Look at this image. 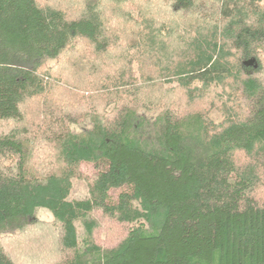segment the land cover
<instances>
[{
    "label": "trees",
    "instance_id": "1",
    "mask_svg": "<svg viewBox=\"0 0 264 264\" xmlns=\"http://www.w3.org/2000/svg\"><path fill=\"white\" fill-rule=\"evenodd\" d=\"M0 264H264V0H0Z\"/></svg>",
    "mask_w": 264,
    "mask_h": 264
},
{
    "label": "rangeland",
    "instance_id": "2",
    "mask_svg": "<svg viewBox=\"0 0 264 264\" xmlns=\"http://www.w3.org/2000/svg\"><path fill=\"white\" fill-rule=\"evenodd\" d=\"M31 118L30 116H28ZM99 168H105L104 163H98ZM80 169L84 175L91 174L95 170V165L92 163L88 162H83L80 166ZM129 186H123L119 189H111L109 191V197H108V202L109 203H114L117 201V197L120 192L122 191H130ZM87 195V183L85 179H74L73 180V188L71 192V197L72 198H83ZM36 215L44 220V221H50L52 220V215L51 213L44 209V208H37L36 210ZM97 234L101 235L102 237H108L111 240H108L112 242V240H116L118 237L116 236H121L123 234L122 230H119L118 225L116 223H111L110 220L105 219L102 220L100 228L97 230Z\"/></svg>",
    "mask_w": 264,
    "mask_h": 264
}]
</instances>
